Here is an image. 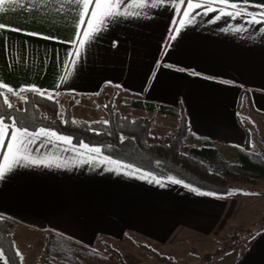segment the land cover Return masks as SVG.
I'll return each mask as SVG.
<instances>
[{"label": "crops", "instance_id": "crops-1", "mask_svg": "<svg viewBox=\"0 0 264 264\" xmlns=\"http://www.w3.org/2000/svg\"><path fill=\"white\" fill-rule=\"evenodd\" d=\"M248 3L264 5V0ZM0 8V24L21 30H0V82L13 89L32 85L47 89L74 101L77 112L81 107L85 112L94 109L116 94L128 101L129 108L172 124L171 132L182 110L195 138L192 145L208 140L223 148L244 149L250 144L248 123L263 125L264 34L258 29L264 25H249L248 17L225 16L209 23L216 12L198 15L173 42L163 63L203 75L173 67L155 70L173 20L178 25L179 18L187 19L182 10L164 6L147 9V18L120 17L86 48L78 69L62 82L63 60L70 50L63 42L76 33L80 6L65 0H5ZM241 25L246 30L237 32ZM229 26L232 31L224 30ZM113 40L118 41L116 47ZM57 84L61 86L56 88ZM147 104L171 108L175 115L143 108ZM31 147L33 156L67 166L17 167L0 181V217L13 222L10 235L22 264L43 258L48 233L85 247L106 244L125 264H156L138 243L177 264H198L201 256L226 243L236 228L251 226L264 215L263 195L247 199L198 195L155 176L163 184L150 183L151 177L106 171L99 163L81 164V157L64 151L62 144L38 142ZM190 249L198 255L190 254ZM205 264H264V228L251 238L240 237Z\"/></svg>", "mask_w": 264, "mask_h": 264}, {"label": "trees", "instance_id": "trees-1", "mask_svg": "<svg viewBox=\"0 0 264 264\" xmlns=\"http://www.w3.org/2000/svg\"><path fill=\"white\" fill-rule=\"evenodd\" d=\"M2 92L7 94L5 91ZM24 95L28 97V100L24 102L22 109H17L14 106L11 109L7 108L2 102L3 97H0V115L15 117L22 126L28 127L30 131L44 127L55 130L61 135L71 136L73 144L83 141L90 146L99 147L102 150L101 156H109L125 164L134 165L157 178L168 181L170 177L180 179L184 183L198 188L201 192L214 193L209 196L218 198L236 194L244 195L246 190L236 187L237 184L256 186L264 180V150L263 154H256L250 150L248 144L244 149L229 146L223 148L208 140L202 141L199 146H189L186 140L194 141L195 138L189 131L187 118L182 110L178 115L175 133L158 137L151 135V121L144 118L131 120L129 117H121L113 113L109 105L106 109L107 124H104V121L95 123L76 121L73 123L70 111L67 110L59 114L57 105L52 100L43 99L31 92H25ZM133 105L137 108L142 107L140 103H133ZM40 107L48 108L50 116H44ZM143 108L175 115L173 109L163 106L155 107L152 104H147ZM62 120H66L67 123ZM90 128L94 130H90ZM121 136L125 137L123 143L120 140ZM222 149L232 153L234 160H226L221 153ZM229 190L236 191L228 194ZM260 195H264V192H261ZM255 224H259L260 229L264 228V216ZM12 225L11 220L0 217V247L10 258V264H22L13 247L14 243L10 235ZM255 233L256 230H248L245 233L241 231L236 234L237 238L233 234L229 244H223L214 252L201 256L202 264L207 263L220 252L233 247L240 237L251 238ZM138 246L156 264H177L172 258L160 255L145 245L139 244ZM94 252L92 247L75 244L55 234H47L44 251L47 259L56 257L55 260L60 261L62 258V263H65L64 259H69L70 264H78L82 256L92 255ZM107 252L119 264H125L115 251L107 248ZM190 253L198 255L192 249H190Z\"/></svg>", "mask_w": 264, "mask_h": 264}, {"label": "snow or ice", "instance_id": "snow-or-ice-1", "mask_svg": "<svg viewBox=\"0 0 264 264\" xmlns=\"http://www.w3.org/2000/svg\"><path fill=\"white\" fill-rule=\"evenodd\" d=\"M9 3H17L18 0H8ZM65 2H74L80 6L78 12L79 21L76 23V33L70 41H65L70 46V50L66 53L63 65L65 68V74L60 77L62 82H66L71 75L78 69L81 61L84 58L86 48L91 45L101 33L107 32L111 23L115 22L118 18L123 17L125 19L129 17L147 18L149 13L147 9H155L164 6H172L175 11H183V16L187 19L179 18L178 25L177 20H173V26L169 28V33L166 43L162 46L160 58L157 60L155 70H159L161 67H173L178 72H189L192 75H203L196 73L194 70L185 69L179 66H172L163 63L164 57L168 54L169 50L173 46V42L179 37L180 33L189 26L195 23L198 15L207 16L210 12H216L217 15L213 17L209 23H215L223 17L227 16L233 20L245 19V23L255 26L264 25V5H251L248 0H243L242 3L231 2V0H65ZM5 0H0V5H3ZM127 4V7L124 5ZM135 5V6H134ZM182 5H186V8H181ZM215 5V7H214ZM249 7H256L259 10L256 12H249ZM196 9H202L201 12H196ZM231 9L233 11H229ZM0 11H3L0 8ZM86 25V26H85ZM8 26L0 24V30L6 29ZM10 31H21L20 29L8 28ZM227 31H232V26H229ZM237 32L245 31L243 25L235 29ZM264 34V26L258 29ZM27 35L40 36L39 33H27ZM44 39H56L55 37H41ZM118 41L113 40L112 46L116 47ZM7 51V47L5 49ZM152 73V79L155 78L156 71ZM208 78V77H204ZM224 83V81H221ZM108 83H111L110 81ZM61 85L57 84L56 88ZM7 89L8 93H12L14 96H19L21 92H31L39 95L43 99H49L55 101V96L58 93L51 92L47 89H40L36 86H21L20 89H13L12 87L0 82V89ZM0 97H3V104L11 109L12 103L4 92L0 91ZM24 102H27V96L19 97ZM108 107V105H105ZM62 122L67 123L66 120ZM76 123V121H73ZM95 123V122H91ZM108 121H104L107 124ZM90 130H94L91 129ZM99 134V133H97ZM73 138L67 135H61L57 131L48 128H38L30 131L28 127L22 126L20 122L13 116L0 115V181L4 180L8 173H11L17 167H66V164L55 162L48 158H41L32 155V145L38 142L41 145L46 143L62 144L64 145V151L74 152L81 157V164L88 163L95 166L97 163L104 165L106 171H115L118 174H124L129 176H137L140 179H149L150 183L163 184V181L156 179L151 173L144 172L139 167L131 164H125L121 161L114 160L109 156H101V148L96 146H90L83 141L79 144H73ZM121 143L124 142L125 137H120ZM113 165V167H108ZM170 183L182 184L189 190L196 192L198 195H214V193L201 192L198 188L192 187L189 184L184 183L180 179L169 178ZM236 190H229L228 194H232ZM15 248V245L13 244ZM15 254L20 257L21 262L23 256L18 249ZM0 262L2 264H10V258L7 257L5 251L0 247Z\"/></svg>", "mask_w": 264, "mask_h": 264}, {"label": "rangeland", "instance_id": "rangeland-1", "mask_svg": "<svg viewBox=\"0 0 264 264\" xmlns=\"http://www.w3.org/2000/svg\"><path fill=\"white\" fill-rule=\"evenodd\" d=\"M5 95L8 97V99L10 100V102L12 103V105L14 107H16L17 109L23 108L24 101L21 100L19 97L25 96L24 93L19 94V96H14L11 94L10 95L5 94ZM55 101H56L55 103L57 105L58 113L62 114L63 112L69 110L71 113V119L73 121H83V122H87V123L106 121V119H107L106 109L108 107H105V105H109L112 112L118 114L121 117H129L131 120H135L137 118H144V119L151 121V135L152 136L162 137L168 133H175V132H171V131H173V128L171 126L172 124H167V123L162 124L161 122H157V120H156L157 117L155 114H154V118H153L152 117L153 115H151V114L144 113L141 111H135V110L129 108L127 106L128 101L121 99L116 94L110 95L108 98L101 101L99 103V106H96L94 109H88L87 112H85V110H84L85 108H83V107H81L80 111H78V112L76 110H74L75 106H74V101H72V100L68 101V100H65V99H62L60 97L55 96ZM40 109H41L42 113L44 114V116H46V117L50 116V111L48 110V108L40 107ZM242 120H244V116H242ZM248 127L250 129L249 130V136H248L249 143H250L249 144L250 150L256 154H263V150H264V126L261 125V123L259 121H258V123H256V121L254 120V122L250 121L248 123ZM162 134H164V135H162ZM186 142L189 146H199V145H192V143L190 142L189 139L186 140ZM222 150H224V151H222ZM222 150H221V153L226 160H228V161L234 160V155L232 153L226 151L225 149H222ZM236 187H239L243 190H246L245 191L246 194L245 193H244V195H242V194L237 195L236 194V195L229 196V197L233 198V199H245V198L247 199V198H250V197L255 196V195H260L261 192H264V180L260 181L256 186L237 184ZM250 194H252V195H250ZM255 223H253L254 224L253 226L236 228L233 231L232 235L234 234L236 236V234L241 232V231H243V233H245L248 230L258 231L260 229L259 224H255ZM260 224H262V223H260ZM232 235L228 236L226 243L229 244L231 242L230 237ZM237 237L238 236H236V238ZM226 243H222L221 246L223 244H226ZM139 244H142V243H138L137 246ZM142 245H145V244H142ZM146 247H148V246H146ZM107 248H110L111 250L115 251L114 249H112L110 246H108L106 244L105 245L97 244V246H95V248H93L95 252L92 253V255L89 254L90 256L89 255L82 256L79 259L78 264H112V262L114 264H119L118 261L113 256H111L110 253L107 252ZM148 248H150V247H148ZM115 252L118 253L117 251H115ZM55 258L56 257L47 259L46 255L44 253L43 258L41 260H39L38 262H35V263L36 264H70L69 259H64L65 263H62L63 259L61 258V260H60L61 263H60V261L58 259L55 260ZM198 264H202L201 258H200V261Z\"/></svg>", "mask_w": 264, "mask_h": 264}]
</instances>
